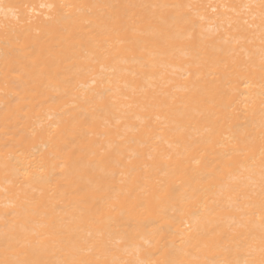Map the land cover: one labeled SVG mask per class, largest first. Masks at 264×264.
I'll return each instance as SVG.
<instances>
[{
    "label": "bare ground",
    "instance_id": "bare-ground-1",
    "mask_svg": "<svg viewBox=\"0 0 264 264\" xmlns=\"http://www.w3.org/2000/svg\"><path fill=\"white\" fill-rule=\"evenodd\" d=\"M260 2L0 0V264H259Z\"/></svg>",
    "mask_w": 264,
    "mask_h": 264
},
{
    "label": "snow or ice",
    "instance_id": "snow-or-ice-1",
    "mask_svg": "<svg viewBox=\"0 0 264 264\" xmlns=\"http://www.w3.org/2000/svg\"><path fill=\"white\" fill-rule=\"evenodd\" d=\"M161 7H167V6H161ZM245 7L251 8L253 6L246 5ZM256 7H259L260 9L259 18L261 23L259 25V28L261 31L262 42H264V0H261L260 4ZM213 11H215V9H213ZM252 18L253 19L256 18L255 14H253ZM244 24H248V21L245 20ZM262 63H264V57H262ZM249 183L255 184V182L252 181L251 178H249ZM257 195L260 198V209L262 213L261 220H262V225H264V147H262L260 151L258 191L254 187L250 193H244L243 198L245 200L251 201L252 197ZM248 206L251 207V204H249ZM22 264H56V262L41 261V260H25L22 262ZM60 264H89V262L70 260V261L60 262ZM138 264H143V262H138ZM259 264H264V249H262V258L259 261Z\"/></svg>",
    "mask_w": 264,
    "mask_h": 264
}]
</instances>
